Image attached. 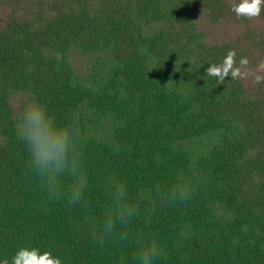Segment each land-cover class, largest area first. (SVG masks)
I'll use <instances>...</instances> for the list:
<instances>
[{
	"label": "trees",
	"instance_id": "1",
	"mask_svg": "<svg viewBox=\"0 0 264 264\" xmlns=\"http://www.w3.org/2000/svg\"><path fill=\"white\" fill-rule=\"evenodd\" d=\"M232 0H0V256L37 245L62 264H131L134 242H101L103 179L118 174L161 264H264V5ZM235 49L249 76L223 81L209 63ZM259 74L264 75V71ZM26 92L85 138L87 203L48 200L16 139ZM183 167L199 177L185 205L154 195Z\"/></svg>",
	"mask_w": 264,
	"mask_h": 264
},
{
	"label": "clouds",
	"instance_id": "2",
	"mask_svg": "<svg viewBox=\"0 0 264 264\" xmlns=\"http://www.w3.org/2000/svg\"><path fill=\"white\" fill-rule=\"evenodd\" d=\"M264 0H232L231 11L237 17H258ZM248 60H236L235 49H229L220 62L209 63L208 76L223 81L226 76L242 79L249 76ZM264 63L257 66L254 81L264 83ZM16 139L26 149L30 172L37 179L44 196L50 201L63 200L69 206H84L87 203L91 183L85 162V138L75 119L58 121L48 106L34 92L23 96L22 108L17 117ZM199 183L194 171L183 167L171 174V183L154 195L172 205L190 202ZM105 203L102 215L94 222V236L103 242L114 238L123 243L134 242L131 264H161L166 249L150 232L141 231L131 236L127 226L140 214L136 200L130 195L129 185L118 174L109 173L103 179ZM0 264H62L59 256L37 245H23L15 249L11 257L0 256Z\"/></svg>",
	"mask_w": 264,
	"mask_h": 264
}]
</instances>
